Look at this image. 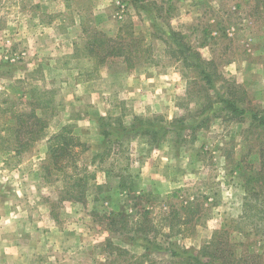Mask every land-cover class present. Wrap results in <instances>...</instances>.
Masks as SVG:
<instances>
[{"label": "rangeland", "instance_id": "rangeland-1", "mask_svg": "<svg viewBox=\"0 0 264 264\" xmlns=\"http://www.w3.org/2000/svg\"><path fill=\"white\" fill-rule=\"evenodd\" d=\"M119 1L128 8L122 19ZM144 4L0 0V197L9 201L3 210L42 203L46 212L51 205L59 213L57 223L73 232L63 243L77 245L82 264L93 259L95 264L165 263L171 250L200 252L214 234L236 258L264 264L261 134L249 129L250 110L236 120L215 103L216 93L226 96L231 90L245 108H264V0ZM28 14L44 22L60 15L56 31L77 39L76 57L60 60L39 47L41 61L32 63L26 36L40 27L32 26ZM74 18L76 27L70 26ZM167 28L182 32L204 59H212L220 78L209 95L159 38ZM118 32L149 46L151 61L128 66L118 57L103 59L112 43L98 40H122ZM66 61L76 67L62 68ZM209 101L214 103L204 111ZM32 109L46 121V136L16 152L17 117ZM179 117L186 126L180 136L171 128L154 141L129 130ZM25 125L22 142L29 137ZM57 133L76 137L77 173L68 166L65 177L54 169L47 174L48 138ZM75 174L87 178L84 195L76 204L60 202L70 200L62 196ZM22 197L27 201L17 202ZM14 237L21 259L22 236ZM0 242L6 259V235L0 233Z\"/></svg>", "mask_w": 264, "mask_h": 264}, {"label": "trees", "instance_id": "trees-1", "mask_svg": "<svg viewBox=\"0 0 264 264\" xmlns=\"http://www.w3.org/2000/svg\"><path fill=\"white\" fill-rule=\"evenodd\" d=\"M132 1L135 3V6L139 8L145 7L144 0ZM121 30L122 29H120L119 31L121 32ZM162 30L163 32H161L159 38L170 49L172 48V54H174L175 52L178 53L176 59L182 63V66L184 68L194 71L195 77L199 81H203L201 83L203 87L202 90H204L205 96L209 95V90L215 87L214 84L218 80L217 78H220V72L214 67L212 59H204L202 55L198 51H196L188 41H186L185 36L182 32L174 30L172 28ZM120 32H118L116 37H123L120 35ZM130 35L132 36H130L129 39L122 38V40L119 41H116L115 39L98 40L99 43H105L106 41L112 43L108 46L103 59L107 56L118 57L122 62H126L128 66H131L133 60L146 59L145 61H151L150 56H147L150 51V47L143 46L139 38L134 37L131 33ZM192 81L194 83L196 82L195 80L191 79L190 83ZM231 89H234L233 86ZM216 94L218 97L215 96V103L219 102L222 109L227 110V113L229 114V117L231 119L242 120L244 113L250 110L251 122L249 124V129L257 130L261 134V143L258 152L261 158L260 162L264 167V108H245L242 104V101L239 102L238 98L234 96V93L231 90L226 93V96H221L218 93ZM213 103V101H209L207 105L205 104V108L203 110L205 111V109L211 108ZM17 120L20 125L16 128V130H14V132H16V134H14L15 139L18 140V143L14 146L16 152L22 151L24 147L30 144V141L32 143V141H34L35 139L43 138L44 136H46V132L43 131L46 126V121H44L40 117H37L33 109L27 115L18 116ZM158 121H160V124H154L155 122L152 120L146 125V127L141 129L137 128L134 124L132 125V127H130L129 130L135 132L137 131L140 134L147 135L154 141H157L161 137L165 136L168 132H170L171 128L177 130V136H180L183 130L186 128L184 120L181 117L177 119L175 118L171 121L163 122L162 119H158ZM200 124L201 122H199L197 126H199ZM23 125L30 126L29 129L24 130L26 134H29V137L27 138L28 140L24 142L20 140L22 130L20 127ZM194 127L195 126H192V128ZM125 130L128 129L125 128ZM75 139L76 137H67L63 133L52 134L48 138L47 163L44 165L48 175L50 174V169H54L58 172H62L63 176L65 177V173H67L66 168L68 166L72 167L76 172V166L74 164L77 153L74 150ZM105 140H107L108 142H115L117 141V138L114 140L113 138H105ZM86 186L87 178L79 175L73 176L72 182L67 188V195H63L62 198L78 200L84 195ZM171 226L172 225L170 224V229H172ZM184 253L185 252L180 253L179 251L171 250L170 260L160 264H259L258 262L246 261L248 260V258H236L234 252H232L230 249H227L224 242L219 240L216 234L212 236V239L207 244H204L202 246L200 252L191 253L188 255H185ZM135 264L148 263L140 259L136 260Z\"/></svg>", "mask_w": 264, "mask_h": 264}, {"label": "crops", "instance_id": "crops-1", "mask_svg": "<svg viewBox=\"0 0 264 264\" xmlns=\"http://www.w3.org/2000/svg\"><path fill=\"white\" fill-rule=\"evenodd\" d=\"M39 6V5H38ZM29 21L35 22L32 26L40 27L39 30H35L26 36L28 40V51L29 54L33 56L32 63H37L41 61V56L38 54L39 47L42 50H47L50 57H56L57 59H71L76 57L73 50V46L77 39L73 36L64 37L62 33H58L56 30L62 24V18L56 16L54 20L50 22H44L41 19L36 20L34 16L28 14ZM77 19L71 21L70 26L76 27ZM30 24V23H29ZM46 28L49 29V33H46ZM32 30V29H31ZM70 30V28L68 29ZM68 32V31H66ZM65 34V33H64ZM64 44V46H63ZM43 46H45L43 48ZM61 47H65V51H61ZM35 51V52H33ZM35 53L36 55H33ZM88 56H90L88 54ZM43 58V55H42ZM106 58H109L108 56ZM30 62V60H29ZM30 63H27V65ZM76 66L68 64L62 65L65 69H74ZM96 73V71L94 72ZM102 74H108L107 70L101 72ZM128 73H135L130 71ZM38 201L36 204L41 203L39 197L36 198ZM26 202L24 198H20L17 202ZM5 197H0V233L6 235L7 239V256L6 259L3 255H0V264H82L78 258V253L74 248L77 245L72 243H63L64 237L71 236L72 231H66L58 223L61 221L59 213L54 212L51 208L52 206H46L47 210L45 212V206L43 205H28L25 207L16 208L4 206L8 203ZM60 202H68L70 204H76L77 200H62ZM31 206V207H30ZM7 209V210H6ZM58 222V223H57ZM20 234L21 237V249H23L26 254L20 259V247L16 235ZM8 236H10L8 238ZM4 243L0 242V247ZM43 248V249H42ZM42 249V250H41ZM5 250V251H6ZM87 264H95L96 259L86 262Z\"/></svg>", "mask_w": 264, "mask_h": 264}, {"label": "built area", "instance_id": "built-area-1", "mask_svg": "<svg viewBox=\"0 0 264 264\" xmlns=\"http://www.w3.org/2000/svg\"><path fill=\"white\" fill-rule=\"evenodd\" d=\"M118 4V6H117V8H118V12H117V17L119 18V19H122L124 16H125V13H126V11H127V4L125 3V2H123V1H119V2H117Z\"/></svg>", "mask_w": 264, "mask_h": 264}]
</instances>
